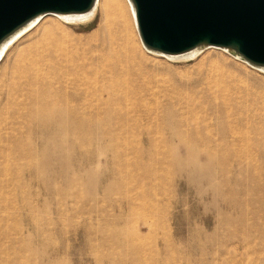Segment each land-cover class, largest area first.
<instances>
[{"label":"rangeland","instance_id":"obj_1","mask_svg":"<svg viewBox=\"0 0 264 264\" xmlns=\"http://www.w3.org/2000/svg\"><path fill=\"white\" fill-rule=\"evenodd\" d=\"M110 1L98 0L93 16L81 22L45 15L0 59V264H186L184 246L189 238L192 248L198 245L197 227L211 239L207 264H264V71L218 48L189 59L150 53L140 45L126 0H115L128 14L137 53L146 58L143 71L154 77L118 88L128 95L132 117L167 112V120L123 124L126 138L113 143L96 139L103 131L98 126L93 141L56 140L44 156L35 122L28 136L11 130L36 109L26 96L40 94L18 77L22 52L50 21L58 34L90 37ZM179 84L180 92H191L186 107L172 103ZM207 113L210 125L201 128ZM205 131L212 136L200 141L197 133ZM140 134L152 143L140 142ZM14 149L33 151L38 186L29 184L24 158L11 157ZM223 157L231 191L217 189L216 200L202 202L195 164L204 158L205 173L217 174ZM219 181L216 176L210 187ZM222 197L230 210L218 206ZM203 258L191 254L189 264Z\"/></svg>","mask_w":264,"mask_h":264},{"label":"bare ground","instance_id":"obj_2","mask_svg":"<svg viewBox=\"0 0 264 264\" xmlns=\"http://www.w3.org/2000/svg\"><path fill=\"white\" fill-rule=\"evenodd\" d=\"M97 2L98 0L88 13L81 16L72 17L53 14L46 16H55L67 22L85 21L93 16ZM126 2L136 31L133 12L128 0ZM36 22L12 38L1 49L0 59L14 42L36 25ZM53 27L56 28V25L52 21L42 26L37 41L22 52L16 65L19 73L18 77L24 78L26 89L35 87L38 90L37 94H40L34 100L31 96H26V100L34 101L37 105L36 109L35 111H27L24 114L22 124L18 127L12 126L11 130H15L22 135L25 133L28 136L30 127L35 122L36 130L40 133L46 148L48 147L42 153L44 156L52 154L51 146L56 140L79 137L86 141H93L92 131L98 126H102L103 131L99 136H96V139L113 143L121 138H126L123 135L126 131H122L120 128L123 124L135 123L138 120L147 118L167 120V112H162V116L159 118L157 115L151 117L145 113L132 117L130 114L131 109L127 105L128 95L118 88L123 85L127 86V83L133 84L136 78H145L149 81L153 80L154 77L143 71L146 68V58L137 53L132 42L128 14L125 15L124 10L117 1L112 0L102 7L98 30L90 37L72 39L56 33ZM196 53L192 52L181 58L189 59L194 57ZM54 84L58 85L52 88L51 86ZM177 86L174 90H177L175 95L178 96V101L172 103L186 107L190 102L187 96L191 92L183 94V92H180L182 85ZM205 101L208 100L205 98ZM121 103L124 106H113ZM200 104L202 105V103ZM201 110L207 111L208 109L201 107ZM199 123L201 128L209 127L208 113L201 117ZM197 134L200 141L208 140L212 136L209 131ZM172 135H178V133L173 132ZM221 136H224L223 133H221ZM139 141L150 145L153 140L147 134H140ZM32 153L33 151L30 150L14 149L11 157L14 159L17 157L19 159L24 158L29 184L36 187L39 184V174L36 167L31 165L32 159H34ZM0 158H4V154L3 156L0 155ZM225 159V157L222 158L217 174L205 173L206 162L204 163V158H200L199 162L195 164V168L200 173V187L197 192L202 202L207 198L216 200L217 189L224 194L231 191L230 177L228 176L230 169L225 166ZM209 161L212 163L211 156H209ZM216 176L220 177L219 183L210 187ZM204 178L207 179V187L205 188H203ZM218 206L225 211L231 209L230 201L225 197L220 199ZM219 210L217 208L215 211L218 212ZM194 234L199 239V243L192 248V244L195 246L192 239L189 238L190 240L186 241L184 248L188 257L185 258V263L189 264L191 254L199 253L204 255V261L201 260L200 264H207L208 259H211L214 253L210 246L212 244L210 236L204 228L198 227L194 230ZM201 239L206 244L202 243Z\"/></svg>","mask_w":264,"mask_h":264},{"label":"water","instance_id":"obj_3","mask_svg":"<svg viewBox=\"0 0 264 264\" xmlns=\"http://www.w3.org/2000/svg\"><path fill=\"white\" fill-rule=\"evenodd\" d=\"M96 0H0V51L45 15L77 17ZM142 47L173 59L214 47L264 71V0H128ZM195 55V56H196Z\"/></svg>","mask_w":264,"mask_h":264}]
</instances>
